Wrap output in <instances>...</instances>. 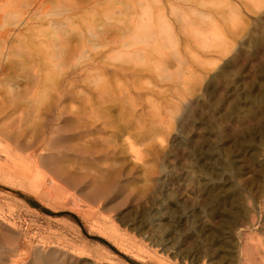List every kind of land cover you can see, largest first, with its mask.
<instances>
[{
    "label": "rangeland",
    "instance_id": "1",
    "mask_svg": "<svg viewBox=\"0 0 264 264\" xmlns=\"http://www.w3.org/2000/svg\"><path fill=\"white\" fill-rule=\"evenodd\" d=\"M71 1L47 0L40 11H60ZM148 4L164 8L169 2L148 0ZM10 5L3 10L6 16L12 13ZM1 11L0 7V16ZM158 13L163 11L153 16ZM91 14L84 10L73 27L79 28ZM164 14L179 44L187 43L189 27L174 22L173 13ZM142 15L139 8L133 22L140 24ZM244 16L246 33L230 39V53L225 58L206 59L212 70L197 73L195 93L186 98L169 132L153 141L161 147L155 165L144 161L145 153L135 156L140 147L133 142L132 148L119 143L120 152L114 158L119 157L117 164L104 152L92 170L80 169L76 130L62 121L65 116L57 110L36 119L28 107L10 106L0 113V264H264V16ZM7 19L12 22L11 16ZM45 28L43 24L35 31ZM17 50L14 44L11 51ZM66 61L75 63V58ZM7 73V80L0 81L3 105L11 100L4 91L18 86L19 95L31 98V80H23L17 62ZM220 73L221 77H215ZM209 80L214 83L208 88ZM195 106V115L187 122L181 120ZM32 121L43 129L39 137L20 143L9 140L20 127L28 131ZM50 132L49 150L43 152L47 158H28L31 149L41 150V137ZM243 138L241 145L248 151L235 162L231 159L234 140ZM200 144H206L213 155L201 167L192 154ZM60 154L73 164L61 167L55 159ZM171 172L185 173V183H166L165 176ZM202 178H211L214 184L224 182L220 197L241 193L242 208L236 205L239 210L235 207L227 214L219 213L218 218H203L205 231L193 233L196 226L188 219L176 228L170 242H164L165 233L175 227L163 218L157 223L155 217H176L180 214L177 205H201V190L192 185ZM255 205L262 218L251 222L248 213H254ZM143 207L150 214L138 218ZM223 229L230 233L228 242L212 246L216 233ZM194 250L197 256L191 258ZM76 255L83 259L76 262Z\"/></svg>",
    "mask_w": 264,
    "mask_h": 264
},
{
    "label": "bare ground",
    "instance_id": "2",
    "mask_svg": "<svg viewBox=\"0 0 264 264\" xmlns=\"http://www.w3.org/2000/svg\"><path fill=\"white\" fill-rule=\"evenodd\" d=\"M11 1L0 0L2 14L9 3L12 9L8 16H0L3 19L0 24V81L7 80L8 69L17 62L23 71V80H31L33 91L31 98L26 99L19 95V86L5 90L11 100H7L5 106L0 99V113L10 106L28 107L29 114L36 119L57 110L58 115L65 116L62 121L76 130L78 157L82 159L80 169L87 171L96 166L97 157L105 156L104 152L117 164L119 157L114 158L120 152L119 143L130 148L133 142L139 143L140 150L135 151V156L145 153L144 161L155 165L161 147L153 141L169 132L177 120L176 113L184 107L186 98L195 93L199 82L197 73L212 70L206 59H223L230 53V39L234 41L247 31L244 14L264 16V0H163L169 2L165 9L162 5L148 4V0H72L67 7L52 12L40 11L47 0ZM139 8L143 14L140 24L133 22V15ZM84 10L92 14L79 28H74V21ZM160 11L163 13L153 16ZM164 11L173 13V20L180 23V27H189L187 43L179 44L177 34L163 18ZM9 16L11 23L7 19ZM43 24L47 28L35 31ZM8 27H12L11 30ZM14 44L18 46L17 53L11 51ZM17 57L21 59L19 62ZM68 57L75 58V63L67 62ZM30 63L35 69L32 70ZM41 70L48 73L42 76ZM219 76L221 73L215 75ZM213 83L209 80L206 86L209 88ZM193 108L187 109L181 120L187 122L192 118L196 106ZM42 132L41 125L33 122L28 131L20 127L9 140L26 142ZM52 137L51 132L42 136L41 150L31 149L28 158L41 160L43 152L49 150ZM243 142L245 138L234 140L231 159L235 162L248 151V147L241 145ZM192 154L200 167L213 158L206 144L196 146ZM55 159L63 168L73 164L63 160V154ZM184 174H166V183H185ZM211 181V178H202L192 185L201 190V205L194 208L177 205L180 214L176 217H155L157 223L163 218L175 227L165 233L164 242L172 239L176 228L188 219L196 226L194 233L206 230L203 218H218L219 213L227 214L235 207L239 210L236 205L242 200L241 193L220 197L224 182L214 184ZM94 188L99 190L97 182ZM256 206H252V215L250 210L249 213L244 211L251 222L262 218L256 213ZM149 208L143 207L136 216L149 215ZM229 238V231L220 230L212 246L228 242ZM197 253L191 251L189 256L195 258ZM81 259L82 256L76 255L74 260Z\"/></svg>",
    "mask_w": 264,
    "mask_h": 264
}]
</instances>
